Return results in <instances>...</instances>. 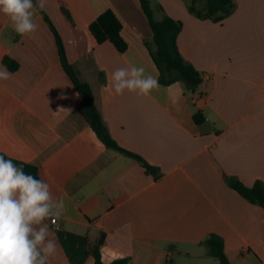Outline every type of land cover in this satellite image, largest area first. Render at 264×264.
Returning a JSON list of instances; mask_svg holds the SVG:
<instances>
[{"label":"crops","instance_id":"crops-1","mask_svg":"<svg viewBox=\"0 0 264 264\" xmlns=\"http://www.w3.org/2000/svg\"><path fill=\"white\" fill-rule=\"evenodd\" d=\"M147 1L156 20L179 22L177 50L201 76L194 93L173 82L147 96L115 94L117 68L158 75L139 0H45L43 12L110 137L155 172L105 147L89 127L39 11L37 31L24 37L0 13V65L5 56L18 64L3 65L11 75L0 80V154L35 166L64 203L50 264H94L90 249L101 237L104 264H218L202 243L209 234L222 239L231 264H264V210L224 179L264 183V0H231L220 21L196 18L191 0ZM106 9L121 23L122 53L89 32Z\"/></svg>","mask_w":264,"mask_h":264},{"label":"trees","instance_id":"trees-1","mask_svg":"<svg viewBox=\"0 0 264 264\" xmlns=\"http://www.w3.org/2000/svg\"><path fill=\"white\" fill-rule=\"evenodd\" d=\"M196 1L198 0H191L188 10L198 19L220 21L232 10L231 0H201L204 2L203 11L196 9ZM139 3L152 33L151 41L145 42V47L157 69L158 83L161 85H168L173 82H179L186 92L194 93L201 82V76L192 65L184 62L177 50L176 37L180 30L179 22L167 16H164L160 20H156L153 17L148 1L139 0ZM38 11L54 37L59 63L80 98L77 104V110L83 116L89 127L105 147L134 159L145 172L154 173L156 170L154 167L148 165L139 155L119 146L110 137L94 105L93 95L89 85L79 79L74 68L68 63L61 39L47 15L43 10ZM63 13L69 18L66 11H63ZM88 29L96 43L108 41L119 53L126 50L127 44L120 35L121 23L110 9L101 12L89 24ZM2 64L9 71H15L18 67L17 62L7 56L3 57ZM193 120L196 124H199L203 120L202 114L199 111H195L193 113ZM4 157L5 159H9L6 156ZM12 161L17 166H23L26 173L39 179L38 171L35 166L22 161ZM224 179L226 184L239 196L251 204L259 205L264 210V183L255 181L251 187H247L235 177L225 175ZM101 243L102 237L97 239L90 249L91 255L94 258V264H104L101 262L99 254V246ZM202 243L205 245L208 254L215 258L218 264H231L225 256L223 241L219 236L209 234ZM107 264H126V260L117 259Z\"/></svg>","mask_w":264,"mask_h":264},{"label":"clouds","instance_id":"clouds-1","mask_svg":"<svg viewBox=\"0 0 264 264\" xmlns=\"http://www.w3.org/2000/svg\"><path fill=\"white\" fill-rule=\"evenodd\" d=\"M44 8L45 0H0V13L21 37L37 31L35 18ZM10 75L0 65V80ZM110 83L116 95L127 91L147 96L159 86L154 75L135 64L114 70ZM64 209L47 182L0 155V264H50L58 249L55 231Z\"/></svg>","mask_w":264,"mask_h":264},{"label":"rangeland","instance_id":"rangeland-1","mask_svg":"<svg viewBox=\"0 0 264 264\" xmlns=\"http://www.w3.org/2000/svg\"><path fill=\"white\" fill-rule=\"evenodd\" d=\"M154 18H157V13L154 11Z\"/></svg>","mask_w":264,"mask_h":264}]
</instances>
